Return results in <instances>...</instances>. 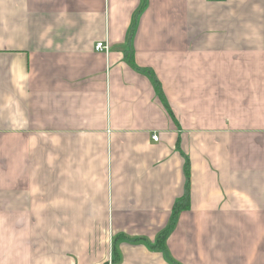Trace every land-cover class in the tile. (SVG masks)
<instances>
[{"label": "crops", "instance_id": "1", "mask_svg": "<svg viewBox=\"0 0 264 264\" xmlns=\"http://www.w3.org/2000/svg\"><path fill=\"white\" fill-rule=\"evenodd\" d=\"M0 264H264V0H0Z\"/></svg>", "mask_w": 264, "mask_h": 264}, {"label": "trees", "instance_id": "2", "mask_svg": "<svg viewBox=\"0 0 264 264\" xmlns=\"http://www.w3.org/2000/svg\"><path fill=\"white\" fill-rule=\"evenodd\" d=\"M129 53H131V52H129ZM129 53H127V54H129ZM129 62L137 70H140V71L146 73L149 76V78L152 80V82L155 85V88H156V91L158 93V96L160 97V100L167 107V104L165 103V100L163 98V93H162L160 84L156 80V77L154 75V72L151 69H149V68H139V67L135 66L134 61H133L132 58L129 59ZM184 171H185V175H186V185H185L186 192H185V195L176 202V205H175V207L173 209V217H172L171 223L166 227V229H164L158 235L157 241L155 243V247L156 248H159V249H163L164 248L165 238H166L167 234L169 233V231L171 230V228L173 227L174 219L176 217L177 212H179L180 210H185V209H187L189 207V199H188V195H187L188 192L187 191H189V185L190 184L188 183V179H189V166H188V163L187 162L185 164ZM118 240H128L130 242H137V241H140L141 239H139V238H128V237H125L124 235H119L116 238V241H118Z\"/></svg>", "mask_w": 264, "mask_h": 264}, {"label": "built area", "instance_id": "3", "mask_svg": "<svg viewBox=\"0 0 264 264\" xmlns=\"http://www.w3.org/2000/svg\"><path fill=\"white\" fill-rule=\"evenodd\" d=\"M95 49H96L97 51L108 52V51H109V45H108V43L98 42V43H96V45H95ZM152 138H153L155 141H157V140L159 139L158 136H156V135H153Z\"/></svg>", "mask_w": 264, "mask_h": 264}]
</instances>
